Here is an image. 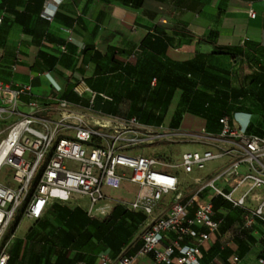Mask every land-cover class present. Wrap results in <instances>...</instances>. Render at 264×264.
Listing matches in <instances>:
<instances>
[{
	"label": "crops",
	"instance_id": "obj_1",
	"mask_svg": "<svg viewBox=\"0 0 264 264\" xmlns=\"http://www.w3.org/2000/svg\"><path fill=\"white\" fill-rule=\"evenodd\" d=\"M43 10H53L48 0H0V84L11 89L29 85L31 96L45 104L40 117L54 115L56 99L67 101L89 124L106 117H133V107L125 97L132 81L126 67L135 66L136 77H143L138 83L141 87L157 69L170 80L193 75L189 92L176 88L165 95L155 121L149 124L144 121L151 100L145 102L144 89H139L134 110L142 125L179 130V125H170L171 118L186 92L192 111L186 110L182 117L189 113L200 118L205 128L206 119L194 112L205 107L196 104L201 101L198 94L218 98L225 92L227 102H241L240 121L264 130V0H144L138 9L122 0H63L51 19L42 17ZM111 48L115 49L112 58L119 63L113 72L108 70L114 66L109 60ZM207 71L216 82L202 78ZM154 78L149 79L151 88L156 85ZM222 79L228 80L229 89L221 85ZM74 87L89 92L79 95ZM210 127L216 128L215 123ZM125 185L129 184L122 188ZM107 201L91 215L82 207L53 201L38 220H30L21 236L16 231L26 218L18 212L6 232L14 234L7 264H97L100 254L108 252L97 253L103 241L86 218L108 215L115 205ZM55 205L76 211L78 221L69 225L58 219L52 213ZM240 225L232 223L222 238L219 230L211 236L201 248V264H231L234 255L238 264H257L264 254V225L257 221L238 235ZM140 244L137 234L118 255H132ZM150 262L149 255L136 264Z\"/></svg>",
	"mask_w": 264,
	"mask_h": 264
},
{
	"label": "built area",
	"instance_id": "obj_2",
	"mask_svg": "<svg viewBox=\"0 0 264 264\" xmlns=\"http://www.w3.org/2000/svg\"><path fill=\"white\" fill-rule=\"evenodd\" d=\"M48 1L53 10H43L45 19L63 2ZM248 16L255 14L249 10ZM23 96L29 97L26 102ZM55 104L52 117H40L45 104L31 96L29 85L0 84V137L6 132L0 138V153L5 150L0 169L10 171V184H0V264L9 260L14 234L6 232L18 212L35 221L53 201L82 207L80 201L86 200L82 208L91 215L101 202L114 201L105 190L118 191L125 183L137 192L132 201L117 204L145 215L141 246L133 255L101 254L97 264H136L149 255L150 264H201V248L222 222L214 198L241 211L242 229L257 221L264 225V135L248 133L241 112L219 118L218 132H187L149 128L136 118L106 117L89 124L67 101ZM163 142L195 148L177 162L166 159V149L160 158L131 155L141 145ZM181 176L191 182L183 185ZM238 262V256L231 257V264ZM257 264H264V254Z\"/></svg>",
	"mask_w": 264,
	"mask_h": 264
},
{
	"label": "trees",
	"instance_id": "obj_3",
	"mask_svg": "<svg viewBox=\"0 0 264 264\" xmlns=\"http://www.w3.org/2000/svg\"><path fill=\"white\" fill-rule=\"evenodd\" d=\"M144 0H122L123 4L126 6H129L134 9H138L142 6ZM162 1V0H158ZM154 32H156V28L153 29ZM152 35V34H151ZM155 37V36H154ZM218 50L221 48H217ZM114 48L110 49V63L111 66L108 68L109 72H113L118 69L119 63L114 61L112 58L114 54ZM226 50L229 51H238L236 48H226ZM118 52V51H117ZM240 53V51H238ZM135 54L132 52L130 53V56ZM127 71V76H129L132 81L130 82L131 84L127 87L126 91V99L130 101L132 105L131 109V114H134L133 117L130 118H136L138 121L140 120V117L138 115V110L135 112L134 108L137 103V98L139 97V89H144V96L143 100L149 98L150 103V110L146 113V118H145V123L149 124L155 121V111L160 108V106L163 104L162 100L165 97V95H170L172 90L176 88H184L189 92V88L192 86V73H188V75H178L175 80H170L165 75V72H161L160 70L157 69L155 72H153L150 76L147 78V83L145 82L144 86H138L139 79H142L143 77L139 75V77H136V68L135 66H127L126 67ZM161 72V75L160 73ZM154 78L156 81L155 87L151 88L149 86V79ZM206 82H216V78L211 74L208 73V71L203 75L202 77ZM221 85L225 89H229V82L226 79H222ZM199 97L201 98V101L196 103L199 106L203 107L200 111L199 110H194V112L197 113V115L202 116L204 119H206V126L205 130L208 132H218L220 129V126L218 124V119L223 117V116H231L232 113L235 112H241V105L240 101H228L227 98L229 97L228 95H225V92L218 97V98H213L210 95L206 93H199ZM247 93H243L240 96V99L243 100L246 97ZM152 96V97H151ZM67 100H73L69 96H65ZM188 99V93H183L181 94V100L178 103L177 108L174 111V114L171 118V126L172 127H177L179 125V122L182 118L183 113L186 110L192 111V107L189 103H187ZM147 102V101H145ZM195 104V103H194ZM220 106L221 109H217L216 107ZM225 106H228L226 110L224 109ZM222 109H224L222 111ZM108 112V110H107ZM110 112V111H109ZM108 112V113H109ZM216 125V128H211L210 125ZM219 126V127H218ZM248 133L254 134V135H264V130H256L251 124L248 123ZM213 203V208L214 210L222 209V222L219 227V230L225 231L228 229L232 223H237V224H242V219H241V211L236 208H232L229 204L223 202L220 198H214L212 200ZM52 213L60 220H64L66 224L72 225L78 221V218L75 217L74 213L76 211H69L67 207L64 206H58L55 205L52 207ZM146 217L142 213H134L132 211H129L125 209L123 206L116 204L110 213L106 215L102 219H97V218H86V223L91 225L94 229V232L102 239L103 241V246H101L98 250L97 253L101 251H107L108 253H102L106 254L111 258H115L119 256L120 250L128 245L137 234H139L141 225L145 221ZM239 233L238 235L243 234L244 229H242V225H240L239 228ZM141 246V244H140ZM140 248V247H139ZM136 252V251H135ZM134 252V253H135ZM133 253V254H134ZM132 254V255H133ZM101 255V254H100Z\"/></svg>",
	"mask_w": 264,
	"mask_h": 264
},
{
	"label": "rangeland",
	"instance_id": "obj_4",
	"mask_svg": "<svg viewBox=\"0 0 264 264\" xmlns=\"http://www.w3.org/2000/svg\"><path fill=\"white\" fill-rule=\"evenodd\" d=\"M106 109V107H105ZM110 110V109H108ZM85 119V118H84ZM203 125L202 120L200 118H197L191 114H186L182 117L180 123H179V130L181 131H187V132H196L198 131L201 126ZM6 133V132H5ZM4 134L1 135L0 138L4 137ZM166 147V148H165ZM194 146L190 143L186 142H179L175 143L172 145L165 146V143H154V144H147V145H141L139 146L134 153L131 155H146V156H154L156 158H160V151L165 150L168 152L169 156L166 157L167 160L171 162H177L181 153L186 152V151H193ZM166 154V153H165ZM164 158V157H163ZM181 181L183 185H187L189 182H191V178H188L186 176H181ZM0 184L3 185H9L10 184V171L7 166H3L0 169ZM136 186L134 185H125L124 188L121 190L115 191V190H105V193L113 198L114 201H107L109 205L117 204L119 201H132L134 199V194L136 192ZM82 207H85L87 204L86 200L80 201ZM223 215L222 213H220ZM16 218V215H14L13 219L11 222H13ZM31 221L28 219H23L16 231V234L18 236H21L25 233L26 229L30 226ZM222 232L219 230V237L222 238L221 236L223 235ZM230 234V233H229ZM218 238V237H217Z\"/></svg>",
	"mask_w": 264,
	"mask_h": 264
},
{
	"label": "bare ground",
	"instance_id": "obj_5",
	"mask_svg": "<svg viewBox=\"0 0 264 264\" xmlns=\"http://www.w3.org/2000/svg\"><path fill=\"white\" fill-rule=\"evenodd\" d=\"M4 152H5V150H4ZM4 152H1V153H0V163H1V160H2V158H3V154H4Z\"/></svg>",
	"mask_w": 264,
	"mask_h": 264
}]
</instances>
